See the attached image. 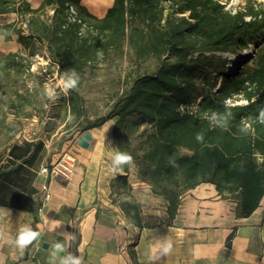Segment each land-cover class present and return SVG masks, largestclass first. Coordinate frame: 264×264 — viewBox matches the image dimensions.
<instances>
[{
    "label": "trees",
    "instance_id": "1",
    "mask_svg": "<svg viewBox=\"0 0 264 264\" xmlns=\"http://www.w3.org/2000/svg\"><path fill=\"white\" fill-rule=\"evenodd\" d=\"M42 2L33 7L28 0H0V15L17 12L22 17L0 22V38L17 37L23 45L17 51L0 50L5 145L21 132L24 119L47 115L45 78L32 69L42 47L61 76H79L67 96L70 126L87 117V69L122 56L131 71L111 96L109 110L82 131L115 119L114 142L118 151L133 157V164L112 180L111 197L130 221L141 229L172 223L184 194L205 182L214 183L222 196L238 199V217L256 210L264 196V123L258 119L264 109L261 10H226L225 0H115L99 17L82 0ZM71 5L82 22L69 21ZM250 44L256 46L255 55L230 72L231 59L221 53H239ZM225 100L231 101L230 108ZM213 113L227 115L226 128L210 124ZM244 124L252 126L247 134L240 131ZM197 133H203L202 143ZM133 167L154 194L167 200L163 217L143 214L128 179Z\"/></svg>",
    "mask_w": 264,
    "mask_h": 264
},
{
    "label": "crops",
    "instance_id": "2",
    "mask_svg": "<svg viewBox=\"0 0 264 264\" xmlns=\"http://www.w3.org/2000/svg\"><path fill=\"white\" fill-rule=\"evenodd\" d=\"M42 1L29 2L39 7ZM82 2L101 17L115 0H105L101 7L98 1ZM15 45L8 51L23 48L18 39ZM55 108L53 112L48 109V115L57 116L60 107ZM65 112L68 121V103ZM46 118L34 114L24 119V127L34 128ZM114 124L115 119H108L87 131L72 128V136L63 144L59 130H40L24 137L19 132L6 144L0 157V264H50L52 246L58 241L66 247L60 255L73 254L78 242L75 255L82 258V264H264V196L253 213L238 217V199L222 196L214 183L205 182L184 194L172 223L135 226L111 197V182L119 174L111 167V156L118 151ZM86 132L92 134L88 147L78 141ZM65 153L75 158L73 173L69 178L51 179V196L46 201L42 184L48 179L40 167L62 159ZM130 170L131 193L141 202L143 214H166L167 200L152 192L135 167ZM25 225L42 235L21 254L14 239ZM69 233L74 240L67 238ZM44 242L50 246L44 247ZM166 242L172 243V251L161 256L158 246Z\"/></svg>",
    "mask_w": 264,
    "mask_h": 264
},
{
    "label": "rangeland",
    "instance_id": "3",
    "mask_svg": "<svg viewBox=\"0 0 264 264\" xmlns=\"http://www.w3.org/2000/svg\"><path fill=\"white\" fill-rule=\"evenodd\" d=\"M30 1V0H29ZM34 1V0H31ZM98 1V5L102 6L105 3V0H93ZM35 3V2H34ZM226 3V9H230L232 11H236L237 9H243V7H253L254 10H261L262 17L264 18V0H236L235 3H233V0H225ZM100 6V7H101ZM230 6V7H229ZM51 13V11H50ZM21 16L18 15L17 12H10L0 15V22L3 21H16L21 20ZM250 16H247V19H249ZM25 26V25H24ZM262 41H264V38H262ZM15 42H17V37L14 38L13 41H0V50L1 51H8L9 48L14 49L17 48L18 45H15ZM4 48H8L5 50ZM256 46L254 44H250L248 48H244V50L240 51L239 53H227L222 52L221 54H224V56L231 59L229 70L230 72H238L241 68L243 63L250 62L251 57L255 55ZM115 60L106 61L101 64H99L96 68H88L87 69V76L86 80L84 81V89L83 93L87 100L86 102V108H87V117L83 118L81 122L76 123L75 125L70 126L69 122L66 121V114H65V104L68 103L67 95H65L60 88L57 86L60 82V80L65 79L62 74L58 72V67L56 64L52 63L51 59L48 56V50L46 47H42L41 53L33 57L34 59V65L36 66V73H39L41 77L45 78L44 81V87L47 85L49 87L56 88L58 99L55 101L50 100L46 97L47 102L45 104V107L52 110H57L55 107H60L59 113L57 116H53V113H50L49 115H52L53 119L49 118V115L47 113L46 122L34 126V128L29 126V130L33 136L34 133H38L40 130H49L53 133L56 132V130H59V134L62 133V137L59 139V141L67 143L70 136H72V132H69L70 129H81L82 127L86 126L90 120L96 119L99 116L104 115L109 110L110 103H111V96L118 91V88L122 86L123 78L128 74V72L131 71V65L130 61L127 58H123L122 56H116L114 55ZM33 65V66H34ZM33 69V68H32ZM232 70V71H231ZM122 77L119 81V77ZM70 91V90H69ZM66 97V98H65ZM67 101H66V100ZM27 125V121H24V126ZM24 128V127H23ZM22 128V129H23ZM35 131V132H34ZM46 131V133H47ZM48 135L51 136L50 133ZM51 138V137H50ZM49 138V139H50ZM5 136L3 134H0V157L3 156L6 152V146L4 144ZM63 144V143H62ZM56 146L57 144L54 143ZM68 148V147H67ZM68 150V149H67ZM73 155H75L72 152ZM164 216V215H160Z\"/></svg>",
    "mask_w": 264,
    "mask_h": 264
},
{
    "label": "clouds",
    "instance_id": "4",
    "mask_svg": "<svg viewBox=\"0 0 264 264\" xmlns=\"http://www.w3.org/2000/svg\"><path fill=\"white\" fill-rule=\"evenodd\" d=\"M235 2L236 0H233V3ZM233 14L235 13L233 12ZM81 35H84V33L81 32ZM98 56H102V53H98ZM33 71H36L35 65L33 66ZM78 82H79V76L75 72H72L71 74L67 75L65 79L60 80L57 86L65 95H67L69 90H73L77 88ZM44 95L48 99L53 101L58 99V94L56 88L54 87H49L46 85L44 89ZM224 105L226 109L232 106L230 100H225ZM227 115H230V112ZM227 115H218L217 113H213L209 118L210 124L215 127L226 128ZM258 119L261 123H264V109H261ZM251 129H252L251 124H244L243 127H241L240 131L247 134ZM196 140L202 143L204 141L203 133H197ZM170 163L174 165L175 162L170 161ZM132 164H133V157L126 152L116 151L111 156V167L114 173H120L122 172V169L125 165L131 166ZM41 235H42L41 232L34 230L31 226L25 225L18 230V233L14 239V245L19 250V252L23 254L24 251L30 245H32L34 241L38 240ZM67 238L69 240H74L75 236L69 233ZM52 247H53V251L51 253L50 264H82V258L80 256L73 255L71 253L67 255H60L61 253L66 252V247L64 243L58 241ZM172 248H173L172 243L166 242L163 245L158 246V251L160 252L161 256H167L168 254L171 253ZM153 251L156 252L157 249H153ZM153 258L155 259L156 257Z\"/></svg>",
    "mask_w": 264,
    "mask_h": 264
},
{
    "label": "built area",
    "instance_id": "5",
    "mask_svg": "<svg viewBox=\"0 0 264 264\" xmlns=\"http://www.w3.org/2000/svg\"><path fill=\"white\" fill-rule=\"evenodd\" d=\"M69 21H79L82 22V20L78 17L77 15V9L74 5L69 6ZM88 28V25L86 23H83L82 26V31H85ZM31 134L30 130L28 127H24L21 129L20 135L22 137L27 136ZM74 162L75 158L71 157L68 155V153H65L63 155V158L56 161L52 162L45 165H42L40 167V171L46 175L47 181L42 184L43 186V191H44V200L49 201L50 196H51V186H50V181L54 177H64V178H69L71 174L73 173V168H74ZM43 206L40 208V210L43 209Z\"/></svg>",
    "mask_w": 264,
    "mask_h": 264
},
{
    "label": "water",
    "instance_id": "6",
    "mask_svg": "<svg viewBox=\"0 0 264 264\" xmlns=\"http://www.w3.org/2000/svg\"><path fill=\"white\" fill-rule=\"evenodd\" d=\"M69 132H72V129L69 130ZM92 138V134L90 135L88 132L84 133L83 136H81L78 141L79 143H81L82 145L88 147L90 144V140ZM50 245L47 242H44V247L48 248Z\"/></svg>",
    "mask_w": 264,
    "mask_h": 264
}]
</instances>
